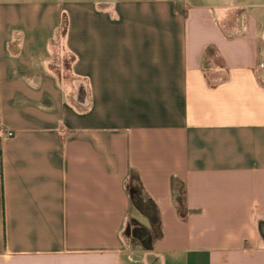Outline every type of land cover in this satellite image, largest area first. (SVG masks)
I'll use <instances>...</instances> for the list:
<instances>
[{
  "label": "crops",
  "instance_id": "1",
  "mask_svg": "<svg viewBox=\"0 0 264 264\" xmlns=\"http://www.w3.org/2000/svg\"><path fill=\"white\" fill-rule=\"evenodd\" d=\"M0 130V264H264V0H0Z\"/></svg>",
  "mask_w": 264,
  "mask_h": 264
},
{
  "label": "trees",
  "instance_id": "2",
  "mask_svg": "<svg viewBox=\"0 0 264 264\" xmlns=\"http://www.w3.org/2000/svg\"><path fill=\"white\" fill-rule=\"evenodd\" d=\"M66 31V20L62 21L59 29L60 37H63ZM58 33V34H59ZM213 56L212 49L205 51V62L203 67H206L207 61ZM72 63L71 57L63 62L65 76L62 77L64 81L69 79L70 65ZM56 75L60 78L61 74L56 71ZM125 190L130 203V215L128 222L124 228L123 236L127 243L133 248H139L144 251L153 249L155 243L162 237L161 221L158 208L156 204L144 193L139 176L131 173L128 177ZM174 202L181 217L185 216L187 210L185 209L184 188L173 190ZM139 218H144L147 221V226L143 225ZM264 224L259 223V230L261 231ZM264 238V236H263Z\"/></svg>",
  "mask_w": 264,
  "mask_h": 264
},
{
  "label": "rangeland",
  "instance_id": "3",
  "mask_svg": "<svg viewBox=\"0 0 264 264\" xmlns=\"http://www.w3.org/2000/svg\"><path fill=\"white\" fill-rule=\"evenodd\" d=\"M58 39H60V33L57 35ZM53 58L54 61H57L59 74H61V78L65 76L63 62L68 59V55L66 52L62 51V48L59 44H55V47H53ZM62 81V80H61Z\"/></svg>",
  "mask_w": 264,
  "mask_h": 264
},
{
  "label": "built area",
  "instance_id": "4",
  "mask_svg": "<svg viewBox=\"0 0 264 264\" xmlns=\"http://www.w3.org/2000/svg\"><path fill=\"white\" fill-rule=\"evenodd\" d=\"M0 137H12V133L11 132H6L4 130H0Z\"/></svg>",
  "mask_w": 264,
  "mask_h": 264
}]
</instances>
